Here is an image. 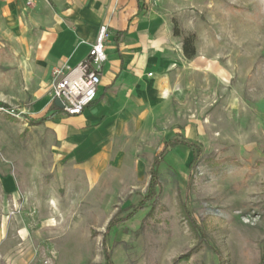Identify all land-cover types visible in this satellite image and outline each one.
<instances>
[{
    "label": "rangeland",
    "instance_id": "374dc122",
    "mask_svg": "<svg viewBox=\"0 0 264 264\" xmlns=\"http://www.w3.org/2000/svg\"><path fill=\"white\" fill-rule=\"evenodd\" d=\"M157 4L206 69L183 103L131 125L98 171L60 161L50 131L0 111V175L23 197L28 264H264V0ZM171 140L197 158L162 153ZM159 154V193L145 203Z\"/></svg>",
    "mask_w": 264,
    "mask_h": 264
},
{
    "label": "crops",
    "instance_id": "0c3cea01",
    "mask_svg": "<svg viewBox=\"0 0 264 264\" xmlns=\"http://www.w3.org/2000/svg\"><path fill=\"white\" fill-rule=\"evenodd\" d=\"M27 1L0 0V108L50 131L60 161L98 171L131 125L169 102L183 103L188 83L206 69L198 54L184 57L182 39L157 0ZM101 26L109 38L95 100L82 114L67 116L52 100L51 72L83 62ZM0 194L6 211L0 263L28 264L29 224L12 174L0 175ZM12 228L20 239L6 249Z\"/></svg>",
    "mask_w": 264,
    "mask_h": 264
},
{
    "label": "built area",
    "instance_id": "2783aa9c",
    "mask_svg": "<svg viewBox=\"0 0 264 264\" xmlns=\"http://www.w3.org/2000/svg\"><path fill=\"white\" fill-rule=\"evenodd\" d=\"M31 3V0L27 1V5ZM108 38L107 27L101 26L83 62L73 68L61 66L52 70L51 97L53 101H61V111L65 115L78 116L95 100L101 69L107 59L105 45ZM0 111L10 115L8 110L0 108Z\"/></svg>",
    "mask_w": 264,
    "mask_h": 264
},
{
    "label": "trees",
    "instance_id": "16d2710c",
    "mask_svg": "<svg viewBox=\"0 0 264 264\" xmlns=\"http://www.w3.org/2000/svg\"><path fill=\"white\" fill-rule=\"evenodd\" d=\"M173 33L175 36H180L179 31L176 29H173ZM182 50H183V55L187 60H190L195 56L196 51H195V48L192 44V36L183 37V39H182ZM179 145L190 149L192 151V153L195 154L194 157L197 158L199 151L197 150L196 145L194 143L188 142V141H178V140L168 141L162 147L161 152L165 153L167 150L173 149ZM161 155L162 154L156 155L153 159V165L150 169L149 183L147 186V192H146V196H145V200H144L145 203H147L151 198H154L155 196H157L159 193L158 167H159V164L161 163L160 162L161 161ZM193 164H194V159H192V161L190 162L188 169L193 167ZM145 203H141V206L137 207V211L144 209ZM131 214L135 215V212H132ZM128 219L129 218H125V219H123V221H126ZM113 227H114V225H111V223H110L108 226V230L110 231V229H112ZM105 264H113L112 261L110 260V256L107 254L105 255Z\"/></svg>",
    "mask_w": 264,
    "mask_h": 264
},
{
    "label": "water",
    "instance_id": "95a60500",
    "mask_svg": "<svg viewBox=\"0 0 264 264\" xmlns=\"http://www.w3.org/2000/svg\"><path fill=\"white\" fill-rule=\"evenodd\" d=\"M54 105L60 110L63 108L61 101L59 99L54 100Z\"/></svg>",
    "mask_w": 264,
    "mask_h": 264
}]
</instances>
